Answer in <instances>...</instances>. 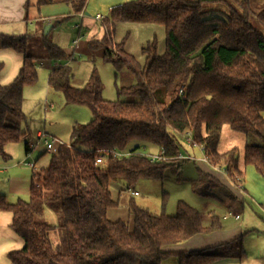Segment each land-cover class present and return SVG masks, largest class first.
I'll return each mask as SVG.
<instances>
[{"label":"trees","instance_id":"obj_1","mask_svg":"<svg viewBox=\"0 0 264 264\" xmlns=\"http://www.w3.org/2000/svg\"><path fill=\"white\" fill-rule=\"evenodd\" d=\"M57 0H39L38 7ZM76 14L89 0H64ZM206 2H221L218 11L204 10ZM30 7L29 2L26 8ZM62 20L59 18L58 21ZM105 33L88 43L117 72L127 71L135 83L117 87L118 99L103 97L96 67L82 88L72 85L69 66L50 72L48 85L61 92L69 105L87 107L93 119L75 124L71 143L53 140L55 151L47 169L32 177L30 198L10 203L0 195V213L13 216L12 229L24 246L9 255L10 264H162L171 256L165 248L196 235L208 234L203 215L180 202L176 215L152 214L128 204L132 225L111 221L108 211L117 208L112 182L132 187L140 179H162L169 162L178 161L181 144L177 134L189 132L214 165L229 176L242 175L238 153L219 154L217 147L224 125L245 134L249 143L244 159L264 177V1L262 0H134L110 9L101 21ZM162 25L166 30V53H158L154 40L143 48L146 64L115 42L117 25ZM32 35L1 37L4 48L24 56L15 80L0 85V155L5 147L27 137L21 129L27 121L23 111L24 89L38 81V60L29 53ZM45 58L62 60L67 54L47 36L42 38ZM39 140L51 142L42 132ZM250 137L259 143H252ZM57 142V146H55ZM139 145L130 149L131 144ZM141 145L165 150L167 160L151 162ZM29 153L32 145L25 143ZM129 156L114 157L117 151ZM6 157V156H5ZM102 157V162L96 161ZM195 182L193 192L213 198L221 184L212 177ZM239 190V189H238ZM241 191V190H240ZM46 207L58 217L63 238L55 245V227L42 220ZM216 221L215 217L213 218ZM179 264H212L223 259L246 257L242 236L210 248L178 253Z\"/></svg>","mask_w":264,"mask_h":264},{"label":"rangeland","instance_id":"obj_2","mask_svg":"<svg viewBox=\"0 0 264 264\" xmlns=\"http://www.w3.org/2000/svg\"><path fill=\"white\" fill-rule=\"evenodd\" d=\"M130 1L134 0H89L87 10L83 11L85 21L83 34L81 35L84 36L81 37V43L77 46L75 45V41L79 37L78 26L81 25L80 15L62 16V20H56L52 33L46 36H49V40L67 54L68 57L65 59L56 61L45 58L46 51L42 38L46 27L43 31L44 34L33 36L30 39L29 53L39 58V60L37 65V83L24 89L23 111L27 121L22 123L21 129L24 133H27V137L18 143L9 145L8 148H13V154H7L10 156L9 158L0 155V189L6 192L4 195L7 196V200L10 203L13 201H15L13 203H17L19 200L28 201L30 198V192H15L17 194L13 196L10 190V183L13 180L20 181L23 179L31 181L35 173L39 174L49 166L53 152L47 149L44 140L38 139L37 132L43 131L46 133L47 139L51 142L58 139L62 143L69 145L74 125L88 124L93 119V115L87 107L69 105L66 103L65 97L61 92L55 91L52 88L48 91V77L51 68L57 64L69 66L73 75L72 85L82 88L92 78L93 70L96 67L103 84V97L109 101L118 99L117 87H125L135 83V78L130 73L127 71L117 72L112 63L104 61L100 52L93 53L88 48V43L92 37L99 38L105 33L101 21L96 20V15L100 14L106 18L111 8ZM220 7H223L221 2L204 3L205 11L214 10L220 12L218 11ZM92 19L93 23L90 26L86 20ZM154 40L157 42L158 53L164 55L166 53L167 37L166 30L162 25L138 23H120L117 25L115 42L117 44L125 43V52L137 59L142 66L146 64L143 48ZM46 102L49 105L53 104V108L46 109ZM232 132L238 136L247 138L245 134L233 129ZM177 135L181 144L180 153L184 156L187 157L190 153L199 149L193 146L192 135L189 132ZM250 140L252 143H259L253 137H250ZM221 141L222 146L231 145L230 143H232L226 135L225 137L222 135ZM26 142L32 145V153L28 156L24 151V143ZM57 142L55 146H57ZM134 144H131L130 147H133ZM140 150L148 156L149 154H157L159 152L158 148L148 145H141ZM30 162L37 164H35L36 171L26 166V163ZM169 163L162 179H140L130 188L125 181L111 183L110 188L113 198L119 203L114 212L122 214L120 216L121 220L132 225V217L129 214L128 204L133 200L137 206L149 210L152 214L160 215L164 213L171 216L177 214L179 203L184 202L200 211L204 216V224L206 226L209 225V227L212 223L210 218L207 219V217L209 216L208 213L211 212L214 213L213 215L219 217L222 225L225 224L224 222L229 224L228 222L234 221L233 219H229L228 221L224 219L225 216L230 215V212L220 204V201L200 197L193 192V186L197 182L199 173L198 165L194 161L181 160ZM4 164H9L10 168ZM248 170L255 173L253 167H249ZM247 175L248 180H245V186L254 201L253 204L250 201L245 203L244 210H242V205L237 203L236 211L242 214L241 222L245 221L261 225L256 217V213H259L264 218V213L258 207V204H264V187L258 183V180H250L249 173ZM9 180L12 181L8 183ZM259 181L264 184V180ZM19 188L21 186H16V189ZM134 192H138L139 195L135 196ZM41 219L55 227L50 236L55 245L59 244L63 238V233L57 227L59 224L57 215L46 207ZM226 260H219L212 264H226L228 263ZM231 261L240 262L241 260L231 259ZM163 264H179V259L176 256H170L163 261ZM251 264H254L253 261Z\"/></svg>","mask_w":264,"mask_h":264},{"label":"crops","instance_id":"obj_3","mask_svg":"<svg viewBox=\"0 0 264 264\" xmlns=\"http://www.w3.org/2000/svg\"><path fill=\"white\" fill-rule=\"evenodd\" d=\"M27 2H29L30 5L28 10L26 8ZM38 3L39 0H0V85L2 86L11 84L18 76L20 69L22 68V65L24 63V56L12 49L4 48L2 45L1 37L3 36L23 37L27 35L40 36L41 34H44L43 31L45 27L48 25L52 26L49 32L50 34L52 33V30L55 28L54 27L55 21L61 18L62 16L80 15L81 17V14L75 13L73 5L70 2H66L64 0H57L55 3L44 5L41 8L38 7ZM86 10L87 7L85 11ZM86 14L88 15V13ZM84 21H85V16L83 15V17H81L82 27L79 29V36L81 37L84 36L81 35L83 34L82 32L84 29ZM86 21L87 24L90 26L91 23H93V19ZM44 36L46 35L44 34ZM102 37L101 36L99 38L92 37L91 40L101 39ZM80 43L81 41H79L77 45H80ZM62 66L65 65L57 64L53 68H51L50 72ZM47 89L48 91H50L51 87L48 85ZM53 106H54L53 104L49 105L48 102H46L45 104L46 109L53 108ZM42 132L43 131H38L37 136ZM222 135L223 137H225V135L226 137H229L230 141L232 142L230 143L231 145L222 146V141H221ZM248 143H249L248 137L246 138V137L238 136L237 134H234V132H232V128L230 126L224 125L221 131V137L217 147V151L219 154H225L233 149L237 150L238 169L242 173L241 177L243 179L242 191L238 190V188L233 183V177L235 172L233 173L232 176H229L227 172L223 169V167L208 163L205 160V155L201 149H197L195 150V152L193 151L188 155L193 158L188 161H194V163L198 165L199 173H198V179L196 180L197 182L201 180H208L207 176H210L215 181L221 184L220 188L214 189V195H216V197H213L212 199H217V201L221 202L220 204L224 208L229 210L230 215L225 216L224 219L226 221H228L229 219H233L234 221H232L231 223L228 222L229 224H226V222H224L225 224L222 225L219 221L218 216L213 215L214 213L212 212L208 213L209 216L207 217V219L210 218V221L214 226V230L208 234H199L182 243L166 247L165 251L171 253V256L177 257L178 253L198 251L216 245H221L242 236L246 257L240 262L231 261V259H227L226 262L228 263L226 264H251L252 261L254 264H264V218L261 215H259V213H256V217L260 221L261 225L260 224L256 225L255 223H249V222L247 223L245 221L241 222L242 214H239L238 211H236V208L238 206L237 203H240L242 205V210H244L245 203L250 201L253 204L254 201L250 197L249 191L245 186V180H248V175H247L248 173L250 180H258V183H260L262 187H264L263 182L259 181V180H264V177L261 176L259 173H257V171L253 166H248L245 163L244 154H245V148ZM9 145L5 147V151H4L5 156L7 158L10 157L7 154H11V155L13 154V148L12 147L8 148ZM137 145L139 144L135 143L133 147ZM133 147H130V149ZM24 151L27 156L32 153V151H30L29 153L27 152L25 148V143H24ZM5 166L10 168L9 164H6ZM249 167H253L256 174L254 172H250V170H248ZM33 171H36V169H34ZM11 181L12 180H9L8 183H10ZM31 185H32V179L31 181L23 180V179L20 181L13 180L10 183V190L11 193H13V196L14 195L16 196L17 193L15 192H24V193L30 192ZM16 186H21V188L16 189ZM1 190L2 189H0V195L6 194V192ZM2 192L4 193L1 194ZM208 199H210V197ZM258 207H260L259 208L260 211L264 213V204H260V205L258 204ZM114 209L115 208H113V210L110 209L108 211L109 220L111 221L121 220L120 216L122 214L118 212H114ZM214 217L216 221L213 220ZM12 220H13V216L11 213L9 212L0 213V264H10L9 255L12 252L21 250L24 246L23 239L19 235H17L11 227ZM205 227H209V225L207 226L205 225Z\"/></svg>","mask_w":264,"mask_h":264},{"label":"built area","instance_id":"obj_4","mask_svg":"<svg viewBox=\"0 0 264 264\" xmlns=\"http://www.w3.org/2000/svg\"><path fill=\"white\" fill-rule=\"evenodd\" d=\"M83 13H81V17H83ZM104 17L101 16V15H97L96 16V20L97 21H103ZM82 27V25H79L78 28L80 29ZM81 40V36L78 37V39L75 41V45H77L79 43V41ZM39 138L43 137V134L40 133L38 135ZM193 142V146L201 149L204 153V149L202 146L198 145L196 142L192 141ZM45 146L47 147L48 150H53L55 151L56 148L54 147V144L53 142H48V141H45ZM164 154H165V150H160L157 154H149V158L151 160V162L155 163V162H159V161H162V160H167V158L164 157ZM130 155V151H117V152H114L113 153V156L114 157H118V158H122V157H125V156H129ZM178 161H181V160H191L193 159L192 157L190 156H184L183 154H180L178 156ZM205 160L208 162V163H211L212 162L210 161V158L208 156L205 155ZM98 164H100L102 162V157H99L96 161ZM214 165V164H213ZM26 166H28L29 168H31L32 170L36 169L35 168V163L34 162H30V163H26ZM220 166V165H219ZM222 167V166H221ZM224 169V168H223ZM225 170V169H224ZM226 171V170H225ZM233 183L235 184V186L239 189V190H243V179L241 177V175H238V174H234V177H233ZM135 196H138V192H134L133 193ZM238 217V216H237Z\"/></svg>","mask_w":264,"mask_h":264},{"label":"water","instance_id":"obj_5","mask_svg":"<svg viewBox=\"0 0 264 264\" xmlns=\"http://www.w3.org/2000/svg\"><path fill=\"white\" fill-rule=\"evenodd\" d=\"M51 27L52 26H50V25L46 26L45 35L49 34Z\"/></svg>","mask_w":264,"mask_h":264}]
</instances>
